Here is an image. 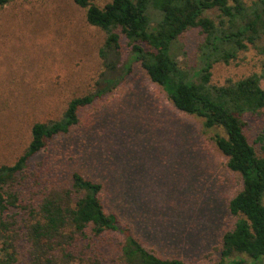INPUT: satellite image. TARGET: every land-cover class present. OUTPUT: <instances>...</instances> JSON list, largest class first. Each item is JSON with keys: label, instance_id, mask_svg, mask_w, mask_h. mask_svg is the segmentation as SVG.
Returning <instances> with one entry per match:
<instances>
[{"label": "rangeland", "instance_id": "rangeland-1", "mask_svg": "<svg viewBox=\"0 0 264 264\" xmlns=\"http://www.w3.org/2000/svg\"><path fill=\"white\" fill-rule=\"evenodd\" d=\"M110 1L93 4L102 9ZM206 15L216 20L218 12ZM117 33L121 68L129 63L130 48ZM105 37L72 0H10L0 7V165L15 163L34 123L59 120L71 99L95 91L106 71L99 56ZM202 39L199 29L179 38L182 69L197 66ZM263 65L264 55L249 45L230 64L213 66L211 84L260 75ZM130 68L115 88L79 111L75 127L49 140L30 160L13 188L20 207L8 216L21 229L30 209L52 190L71 189L73 173H80L103 184L105 212L116 215L120 227H128L147 250L161 258L217 264L222 236L236 222L228 204L242 188L240 176L227 169L214 145L216 132L223 133L176 110L139 63ZM244 123L249 144L261 155L264 113L246 114ZM123 244L121 233L96 236L90 226L71 252L121 264ZM16 250L18 264H30L29 244L19 240Z\"/></svg>", "mask_w": 264, "mask_h": 264}, {"label": "trees", "instance_id": "trees-1", "mask_svg": "<svg viewBox=\"0 0 264 264\" xmlns=\"http://www.w3.org/2000/svg\"><path fill=\"white\" fill-rule=\"evenodd\" d=\"M10 0H0V7ZM85 10L88 25L105 33L99 50L105 73L95 91L71 99L59 120L36 122L30 142L13 165H0V264H18L17 242L29 244L30 264H104L99 258L76 257L71 248L88 227L99 236L106 231L124 236L121 264H192L179 258H161L143 247L128 227H120L116 215L102 203L103 184L73 173L71 189L52 190L18 228L11 209L19 208L18 175L54 137L67 134L78 122L79 111L115 88L137 62L149 80L162 88L179 112L202 119L206 130L216 132L213 142L226 158V167L240 176L242 188L229 201L236 217L233 228L221 239L217 264H264V134L258 138L261 155L244 133L246 114L264 113V65L251 74L224 85L211 84L215 64H230L237 55L256 48L264 55V0H111L102 9L95 0H72ZM215 10V19L206 15ZM150 11L156 13L155 16ZM199 29L197 66L182 69L177 42L188 30ZM120 31L130 48L129 63L120 68ZM146 47V48H145ZM107 74V75H106Z\"/></svg>", "mask_w": 264, "mask_h": 264}]
</instances>
